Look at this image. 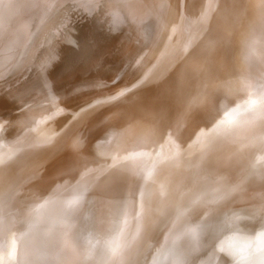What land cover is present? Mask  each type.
I'll use <instances>...</instances> for the list:
<instances>
[{
	"label": "bare ground",
	"instance_id": "1",
	"mask_svg": "<svg viewBox=\"0 0 264 264\" xmlns=\"http://www.w3.org/2000/svg\"><path fill=\"white\" fill-rule=\"evenodd\" d=\"M212 1L0 0V115H5L1 120L4 125L0 126V264H61L66 259L69 264H133L139 255L138 264H152L148 247L143 251L142 245L146 239L148 246L151 245L161 227L173 216V199L182 183L183 188L185 186L187 167L184 161L195 158L194 167H211L207 171V179H197L196 182L203 196H210L208 193L213 189L209 201L206 199L205 204L198 202L199 208L223 203L245 184L248 186L242 179L244 166L249 161L236 165L238 161L235 159L234 162L226 159L228 141L237 135L239 128L234 123L224 122L223 109L207 115L198 112L199 91L194 87H184L185 69L189 68L187 62L193 57L192 38L198 37L195 35L200 26L197 21H200L202 13L205 17L210 16ZM197 4L201 6L196 8ZM254 14L252 23L255 30L251 31L254 35L253 55L254 60L262 63L264 29L256 23L260 12L255 11ZM217 37L196 63L204 61L202 66L207 67L220 56L226 41ZM215 102V99L208 102L207 109L217 108ZM243 110L240 111L243 113ZM188 114L191 116L187 117ZM97 116L99 119L89 124ZM119 119L128 123L126 133H130L127 136L129 146L122 152L123 159L120 160L125 165L124 178H119L122 181L118 180V185L124 180L129 184L125 195L119 191L123 202L118 208L111 203L107 216L112 221L117 215L127 220H122L123 225H120V220L119 224L114 220L116 224L108 233L103 227L98 231L95 228L97 233L93 235L91 247L87 246L91 249L86 251L84 258L87 243H83L86 239L81 240V232L83 221L88 217L85 215L91 210L90 204L82 212H76L86 193L94 203L100 195L96 188L104 165L100 155L114 135ZM198 120L209 122L202 140L198 141L203 144L195 150L192 140L186 142L184 149L187 151L180 158L178 150L182 138L178 137L182 126L188 124L192 128ZM160 140L167 141L169 150L167 145L158 149L156 144ZM252 146L248 150L253 148L255 151L256 147ZM150 147L154 149L151 156L154 162L148 167L145 166L144 153ZM263 147L260 153L264 155ZM66 149L67 158H60ZM214 154H220V159L213 165L208 160ZM164 155H168L166 162ZM120 161L116 160L113 174H117ZM140 168L143 169L142 176ZM165 170L172 171L168 184L160 186L150 181L153 174ZM246 170L248 172L249 169ZM21 179L36 182L11 203L10 195ZM112 180L106 185L111 193L118 187L117 181ZM189 181L192 183L193 180ZM249 190L254 189L249 187ZM91 211L94 220L97 213L95 209ZM71 215H75L73 222L70 221ZM215 218L218 219L217 216ZM257 221L255 234L251 237L264 227V217L257 218ZM206 223L209 228L214 225ZM224 227L217 228L211 236L220 240L222 247L235 253L245 250L249 241L240 238L239 233H244L242 228L232 234L229 225ZM163 234L166 235L165 232ZM40 246L43 253L39 251ZM53 246H59L57 255L53 261L45 262L44 258L49 251L51 253ZM207 264L227 262L223 255L217 254Z\"/></svg>",
	"mask_w": 264,
	"mask_h": 264
},
{
	"label": "rangeland",
	"instance_id": "2",
	"mask_svg": "<svg viewBox=\"0 0 264 264\" xmlns=\"http://www.w3.org/2000/svg\"><path fill=\"white\" fill-rule=\"evenodd\" d=\"M202 2L200 1L199 3H202ZM246 2H247V4H246ZM200 6H201L200 4H197L196 8L197 7L199 8ZM210 6H211L210 9L212 12V13H210V16L205 17V15L202 13L200 21H197L198 25H200V26H199L198 31L195 33V35L197 34V36H198L197 39L200 41H197V39H195V37L192 38V42H193L192 54H193V57H192V60L190 62H187V67H189V68H186L187 70L185 69L186 74L184 76V87H186L187 89L194 87L199 91L198 94L200 96V98H199V100H200L199 105L200 106H198V112H200L201 114L205 113L207 115V113L210 114L216 110L223 109L222 116H223V120H225L224 122L226 124L234 123V125H237V127L239 128L237 135L231 136V139H229V141H228L227 153H226L227 158L226 159L230 158L232 161L235 159L234 161H236V162L238 161L236 165L241 164L242 162L245 163L246 161L250 162V163L247 162L246 165L244 166L243 179H242L243 184L248 183L247 184L248 186H246V184H245V187H244L242 184L243 188L241 187V190L239 189L238 191L231 194L228 197L230 199H228V198L225 199L223 201V203L221 202V203H219L215 206H211V207L205 206V207L199 208L197 206L199 204L198 202L205 204L206 201L208 200V198L211 197V192L213 191V189L211 188V190L208 193V195H210V196H207V195L203 196V195H201L199 189L197 188L196 182H197V179L206 178L208 175L207 171L209 172L211 170V167H209V166L207 167L206 165L202 166L200 169H199V167H194V162H195L194 159L195 158L187 159L186 161H184L185 165L187 167V170H186L187 172L185 173V178H186L185 179V186L183 188V183H182V187H181L180 191L178 192L179 194L177 193L176 197L173 199V201H175L173 203H175V204H173L174 205V208H173L174 211H172V214L173 213L174 214H173V216L171 215V218L168 219L167 223L161 227V229L157 233V235L155 233L156 237L154 239V242L151 245L149 244V246H148V240L147 239L145 240V242L142 245L143 251L146 248V246L148 247V249H147L148 254L150 255V258H153L152 264H171V263L207 264L213 259V256H217V254L223 255L225 262H227V264H232V258H231V255H229V253H235V252L231 251L230 249H228L224 246L222 247V245L220 244V240L212 237L211 233L213 231L217 230V228H222L224 226L226 227L227 225H229L230 226L229 231H231L232 234L237 233L238 230L240 228H242V230L244 231V233L247 236H251V235L255 234V228H257V225H258L257 218L264 217V191H263L264 190V170L262 169V166L264 165V160H262V158L264 155H263V153L262 154L260 153L261 152L260 149L264 146L263 145L264 140H261L262 138L264 139V136L262 135V134H264V131H263L264 130V111H263L264 110V81H263L264 80V62L261 63V61H258L257 59L254 60L253 54L255 53V49L253 48V41H254L253 32L255 30L254 29L255 26H253V23H252V19L255 17L254 12L259 11L260 12V15H259L260 18L258 17V19L256 20V23H257L258 27H261L264 29V0H213L212 4ZM248 14H251V15H248ZM228 19H230V20H228ZM245 19L247 22L244 21ZM209 20H211V21H209ZM224 22H225V24H224ZM244 26H246V27L244 28ZM204 27H206V28H204ZM223 30H224V33H223ZM245 31H247V32H245ZM251 31H253V32H251ZM219 34H221V35H219ZM209 35H211L212 37ZM217 35H218V37H217ZM233 35H235V36H233ZM216 37L218 38V40L220 39L219 37H221L222 39H224L226 41L223 49L221 48L222 50H221L220 56L217 57L214 60V62L210 63V65L207 67L202 66L204 61H201L199 64L196 63L197 60L198 61L200 60L199 59L200 56L203 57V54L205 52H207V50H209V48L211 46L210 43H212L216 39ZM212 38H214V39L212 40ZM207 46H209V47H207ZM243 50H244V52H242ZM247 51H249V52H247ZM236 54H237V56H236ZM199 67H200V69H199ZM197 69H199V70H197ZM216 70L218 72L220 71L219 74ZM245 72H246V74H245ZM216 73H217V75H215ZM223 74H225V75H223ZM204 75H206V76H204ZM207 75L209 77L210 76L211 77L209 78ZM226 76H227V78H226ZM228 76H230V77H228ZM228 79H230V80H228ZM194 80H197V82ZM231 80H233V81H231ZM207 81H208V83H207ZM228 81H230V83L231 82H234V83L230 84V83H228ZM241 82H242V84H241ZM211 83H213V84H211ZM233 85H235L236 87ZM210 86H213V87L210 88ZM227 86H231V87L227 88ZM208 87H209V89H208ZM210 89H211V91H210ZM228 90H230L231 92ZM245 92H246V94H245ZM228 93H230V94H228ZM228 96H230V98H228ZM234 97H235V99H234ZM224 98H225V101L223 100ZM213 99H215V101H216L215 105H218V107L215 109H212V110L209 109V107L207 109V107H206L207 103L212 102ZM220 100L223 102V105H221L222 102ZM230 102H232V103H230ZM201 107L203 110L201 109ZM228 107H230V108H228ZM241 108L244 109L243 113H245V114H243L242 111H240V110H242ZM226 109H228V110H226ZM204 110H206V111H204ZM247 110H248V112H247ZM199 114H198V116H200ZM189 115L191 116V114H188L187 117H189ZM195 115H196V110L194 112V117H195ZM226 115L230 116V119H227L228 117ZM4 116L5 115H3V114L0 115V118H1L0 119V126L4 125L3 122H1V120ZM99 116H101V115H99ZM98 119H99L98 116L95 117L94 119H92L89 122V124L95 122ZM226 119L228 120L227 122H226ZM119 120L120 121L118 122V125H117V128L115 129L114 135L110 139V142H109L108 146H106L104 152L100 155V157L102 156V158H101L102 161H104V165L102 167V171H101V174L99 176L98 184L96 187L97 191L100 192V195H98V197L96 199V203H94V202H91L92 198L88 197L89 193H86L84 198L82 197V199L80 201L82 205L79 202V206H78L79 209L77 208L78 209L77 212L75 211L76 213H78L79 211L82 212L85 209L86 205L89 203L90 209L91 210L95 209L96 213H97L96 214L97 217L95 215L94 217H96V218H94V220H93V217L91 218V215H90V214H93L92 211L91 210L87 211V214L85 215V217H87V215H88V217L85 218L83 221L84 222L83 228L86 230L83 229V231L81 232V234H82L81 240L83 241L86 239L85 242L83 241V243H87V244H85L87 249L85 248V250L83 252L84 258H86L85 257L87 254L86 251L89 249V247H91V244L93 241V235L95 233H97V231L100 227H103L105 229V231L107 230L106 233H108L112 230L111 227L113 228V226L116 223H118L119 220H120V225H123L124 221L122 222V220H125V219L127 220V218L125 217L126 215L124 216L125 219L120 218L121 216L119 217V215H117V218H116L117 221L115 219H113V221H112V220H110L109 216H107V214L109 213L108 208H110L112 205L111 203H114L118 208L119 205L123 202V199L121 200L119 197V191L121 193H123V195H125V193L127 191L128 184H129L128 182L125 183V180H124V182H121V184L118 185V180H121V179L123 180V178H124V167H125V165L120 160L123 159L121 156L122 152L126 148H128V146H129V140H128L127 136L130 133V132L126 133V127L128 126V123L123 122L122 119H119ZM185 120H187V118ZM122 123H123V125H122ZM208 125H209L208 120H205L203 122L202 121L199 122V120H198L196 122V124L194 123V127H192V128L189 127L190 125H188V124L187 125L183 124L182 129H181L183 132L180 131L182 135L179 134V137H178L179 139L182 138L181 148H183V149L180 148L183 151V153L180 149L178 150V154L180 155V158H182L184 153L187 151L184 149L186 146L185 145L186 142L188 143L189 141L192 140L191 142L195 144V148H196L195 150H198V146H201L203 144L202 141H200L201 143L198 141L202 140L201 138L203 136V133L206 131V128L208 127ZM183 129H185V130H183ZM194 132H195V135H194ZM116 135H117V137H116ZM196 135H197V137H196ZM198 138H200V139H198ZM81 140H82V138H81ZM118 140H121V141H118ZM258 141H259V144L261 147L259 146V144L257 145ZM260 141H262V143ZM252 143L254 144V147H256V145L258 148L260 147L259 150H257L258 149L257 147L255 148V151L253 148H252L253 150L250 149L252 151L248 150V148L253 147ZM161 145L162 146L167 145L166 147L169 150V145H168L167 141L160 140L156 144L158 149H160V147H162ZM147 149H148V152L146 150V152L144 153V161H145V166L149 167L154 162L153 158L151 157L154 154V149L151 147L147 148ZM156 151H157V148H156ZM251 152H253V153H251ZM246 153H247V155H246ZM166 154H168V152H166ZM252 154H254V155H252ZM260 154H261V156H260ZM67 155H68V151L66 149L63 152V154L60 156V158L61 157L67 158ZM164 156H165V158L163 160H165V162H166L168 155H164ZM244 156H247V157H244ZM248 156H250L249 160H247ZM252 158L253 159L255 158L254 159V165H253V159ZM219 159H220V154H214V155L209 157L208 161H212V164L214 165V161H219ZM239 159H241V160H239ZM256 159L259 161L261 160V161L256 162L257 161ZM116 160H118V162L120 161L119 166H118L119 169L117 170L118 171L117 174L116 173L113 174V166L116 163ZM184 160H185V158H184ZM256 164L258 165L257 168L255 167ZM252 166H253V168H252ZM246 169H249L248 172ZM250 169H252L251 170L252 172H249ZM142 170H143L142 168H140V170H139L141 176L144 175V174H141ZM106 172H107V174H106ZM189 174H190V176H189ZM247 174H248V176H246ZM259 174H261V177ZM244 176H246V177L244 178ZM119 178H121V179H119ZM171 178H172V171L171 170H168V171L165 170L164 172H160L159 174H153L152 179L150 181L155 182L156 184H158L160 186H165L166 184H168L170 182ZM112 179H115L114 182L117 181L116 184L118 187H117V189H115L111 193L109 188L106 187V185ZM189 180H191V181L193 180L194 182L192 181V183H191ZM247 180L252 181V182L251 183L247 182ZM19 182L15 185L13 192L10 195V199H9L10 201L9 202H11V203L14 202V200L16 198H19L21 195H23L25 192H28L29 189H27V188L29 186H31L32 184H34L36 181L32 182L29 180L21 179ZM124 183H125V185H123ZM250 184H251V186H250ZM249 187H250V189H254V190L253 191L249 190ZM21 188H22V190H20ZM119 189H121V190H119ZM15 192H17V193L15 194ZM254 193H255V195H254ZM259 193H261L262 197L259 196L260 195ZM244 195L247 197V199ZM251 195H252V197H251ZM185 197H187L189 200ZM244 197H245V199H244ZM256 197H257V200L255 199ZM106 198H108V199H106ZM185 199H186L187 203L185 202ZM198 199H200V200H198ZM235 200H236V202L238 201L239 203L238 202L236 203ZM239 200H241V202ZM183 204H185L186 206H184ZM227 205L228 206L231 205L230 206L231 208L225 207ZM221 209H224V211ZM225 209L228 212L225 211ZM228 209H230L231 211ZM250 209H251V211H250ZM252 209H254V211ZM183 210H186V211H183ZM181 211L183 214H181ZM75 212H74V214H75ZM252 212H254L255 216L252 215L253 214ZM247 215L249 217L251 215L253 216V217L252 216L250 217L251 221ZM176 216H177V218H176ZM181 216H182V220L180 219ZM213 216H214L215 220L213 219ZM215 216H217L218 219H216ZM74 217H75V215H71L70 218H72V219H70V221L73 222ZM210 217H211V219H210ZM241 217H243V219ZM108 219L110 220V222L108 221ZM247 219H249L248 220L249 222L246 221ZM114 220L116 221V223H114L115 222ZM88 221H91V223ZM95 221H97V222H95ZM207 221H208V224L210 223V226H211V224L215 225V223L216 224L218 223V225H216V226L213 225L211 228H209V227H207L208 226L206 223ZM212 222H214V223H212ZM172 223H174V224H172ZM85 224H86V226H85ZM191 224L193 226L197 224L198 226L196 225V227H193V226L189 227L188 225H191ZM203 224L206 225L205 227H207L208 230L205 227H203L204 226ZM175 226H177V227H175ZM183 227L185 228L184 230H183ZM225 227H224V229H225ZM95 228H97V231ZM194 228L198 229V231L192 230ZM212 228H213V230H212ZM92 229H95V232H93ZM121 229H122V226H121ZM202 229H203V231H205L204 233H201V232H203ZM177 230L179 232H177ZM209 230H211V231H209ZM207 231H208V234H206ZM164 232L166 233V235L163 234ZM186 232H188V233H186ZM85 233H86V237H88V238L85 237ZM260 233H264V227H262V230ZM188 234H189V236H188ZM197 235H199L201 237V239ZM165 236H166V238H165ZM185 236H186V238H185ZM188 237H189V239H188ZM206 237L208 238V240ZM191 238L193 239V241ZM166 239L168 242L166 241ZM214 241H215V243H214ZM89 242H90V245H88ZM193 242H195V243H193ZM196 245H198L200 248ZM87 246H89V247H87ZM53 247H54L53 248L54 250L52 249L51 253H50V251L47 253L50 258L48 257V255L45 256L46 257V258H44L45 262H47L48 260H49L48 263L53 261L54 257L57 255L56 253H57V249L59 248V246H53ZM39 248H38L39 251L43 253V249H41L42 247L40 246ZM90 249L88 251H90ZM221 249H225V251H222ZM198 250H199V252H198ZM143 251H142V253H143ZM142 253H141V256H142ZM50 255H52V256H50ZM66 260L63 261L61 264H69L68 259H66ZM139 261H140V255L133 260V264H138Z\"/></svg>",
	"mask_w": 264,
	"mask_h": 264
},
{
	"label": "clouds",
	"instance_id": "3",
	"mask_svg": "<svg viewBox=\"0 0 264 264\" xmlns=\"http://www.w3.org/2000/svg\"><path fill=\"white\" fill-rule=\"evenodd\" d=\"M239 236L247 239L249 244L245 250L229 253L232 264H264V233H257L255 237H251L240 232Z\"/></svg>",
	"mask_w": 264,
	"mask_h": 264
},
{
	"label": "snow or ice",
	"instance_id": "4",
	"mask_svg": "<svg viewBox=\"0 0 264 264\" xmlns=\"http://www.w3.org/2000/svg\"><path fill=\"white\" fill-rule=\"evenodd\" d=\"M239 218V217H238ZM222 251H225V249H221Z\"/></svg>",
	"mask_w": 264,
	"mask_h": 264
}]
</instances>
